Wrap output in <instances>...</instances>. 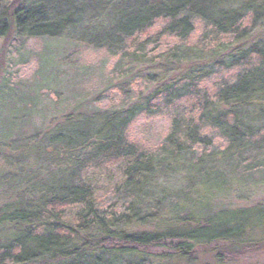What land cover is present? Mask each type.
Here are the masks:
<instances>
[{"label": "trees", "instance_id": "obj_1", "mask_svg": "<svg viewBox=\"0 0 264 264\" xmlns=\"http://www.w3.org/2000/svg\"><path fill=\"white\" fill-rule=\"evenodd\" d=\"M7 1L0 0L2 39L11 33L17 38H58L79 32L85 23H105L116 13L108 31L96 39L98 46L133 39L157 20L166 22L160 35L187 39L199 21L228 40L210 52L211 60L190 46L170 50L160 57L164 68L143 72L145 88L125 108L63 118L49 136L55 153L69 156L65 161L77 167L71 171L99 157L113 163L119 170L117 188L130 196L126 212L99 215L92 183L78 175L62 178L65 171L58 172L33 183L26 190L28 198L20 196L0 207V264H200L206 248L217 251L213 260L222 264L253 252L256 244L250 235L254 230L264 234V207L204 215V200L212 199L206 189H222L221 182L203 178L198 190L195 176L212 170V156L201 152L195 162L189 160L198 149L212 145L207 130L227 142L220 163L228 165L234 156H264V0H124L112 2L110 13L103 10L102 20L96 8L83 10L77 0L28 7ZM139 52L136 48L128 54L135 64L143 62ZM215 67L243 71L210 99L191 94V83L208 79ZM141 116L168 119L158 148L141 149L125 137L128 126ZM259 159H250L255 168L264 166V158ZM175 176L192 193L181 194L173 208L175 215L179 209L185 215L172 219L171 227L145 230L165 208L161 179ZM72 207L79 211L68 220L62 213Z\"/></svg>", "mask_w": 264, "mask_h": 264}, {"label": "rangeland", "instance_id": "obj_2", "mask_svg": "<svg viewBox=\"0 0 264 264\" xmlns=\"http://www.w3.org/2000/svg\"><path fill=\"white\" fill-rule=\"evenodd\" d=\"M15 1L20 6L28 7L57 0ZM7 2L13 4L14 0ZM76 2L80 8L84 6L83 10L92 11L96 8L97 18L102 20L106 17L103 10L110 13L112 2L121 4L124 0ZM60 3L62 1L59 0ZM113 15H109L105 23H85L79 32L58 38H17L13 33L0 38V207L20 196L28 198L30 193L26 190L33 183L48 181L58 172L65 171L62 178L67 177V174L78 175L92 183L99 215L119 216L126 212L130 196L117 188L119 170L113 163L99 157L86 164L84 169L71 171L77 169L76 165L65 161L69 156L55 153L54 147L49 144V136L69 114L127 107L145 88L143 72L148 68H162L160 57L170 53V50L172 52L177 47L190 46L205 53L206 60H211L210 52L214 48L219 49V44L228 40L217 36L199 21H195L194 30L187 39L160 35L166 22L157 20L150 29L133 39H124L114 47L98 46L96 39L108 31ZM136 48L141 50L139 56L149 67L143 62L135 64L129 59L128 54ZM184 66L181 68L187 67ZM242 71L241 67H215L211 77L201 83H191L188 91L203 100L210 99L221 85L232 82ZM168 128L169 122L165 117L141 116L128 126L125 137L141 149L158 148ZM206 132L212 145L202 147L200 151L198 149L189 161L195 162L202 152L203 156H212L209 159L213 166L201 177L195 176V183L200 184L203 178L213 182L219 180L222 189L219 186L206 189L208 197L212 199L205 198L204 215L210 216L221 210L264 207V166L255 168L250 160H260L259 157L264 156H234L228 165L226 162L220 163V154L226 150L227 142L214 130ZM80 157L75 156L72 161ZM161 181L165 185V208L161 209L152 223L144 227L145 230L171 227L174 225L172 219L186 213V210L179 209L175 215L173 209L182 199L181 194H192L188 193L185 183L176 176ZM197 184L196 188L201 189L202 184ZM78 211L77 207L65 208L62 214L66 219L73 220ZM250 236L256 249L222 264H264V234L254 230ZM211 250L213 248H206L200 254V264H221L213 260L217 251L212 254L209 253Z\"/></svg>", "mask_w": 264, "mask_h": 264}]
</instances>
